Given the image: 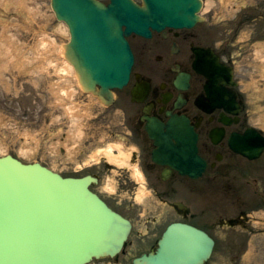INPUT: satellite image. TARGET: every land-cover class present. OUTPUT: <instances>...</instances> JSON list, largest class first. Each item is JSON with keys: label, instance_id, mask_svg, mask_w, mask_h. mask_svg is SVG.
<instances>
[{"label": "rangeland", "instance_id": "obj_1", "mask_svg": "<svg viewBox=\"0 0 264 264\" xmlns=\"http://www.w3.org/2000/svg\"><path fill=\"white\" fill-rule=\"evenodd\" d=\"M225 1L229 3L226 6ZM23 2H33V6L43 13L33 25L28 7L20 0H0V67L6 64L9 67L0 75V155L12 153L24 161L38 160L60 172L74 174V168L83 161H89L96 148L107 147L105 144L111 140L108 137L111 132L115 135L116 107L106 109L99 103H92L79 90L72 98H57L45 76L31 70V67L19 70L20 63L32 56L31 50L38 39L32 27L41 32L43 22L49 21L47 32L50 38L56 40L53 51L57 56L61 44L67 39L62 24L52 17L50 0ZM204 2L211 3L205 13V21L194 29L198 33L197 38L199 41L215 43L225 58L235 63L241 77L248 78L243 88L248 94L249 122L264 130V0ZM12 33V40L21 43L20 49L10 46L8 38ZM11 54L15 58L11 59ZM21 55L25 56L18 60ZM242 72L249 73L250 76ZM71 101L79 105L89 102L90 107L80 105L83 116L73 117L67 109ZM85 109H88L87 113H84ZM80 128L84 129V135L77 136ZM70 145L76 146L71 152L67 150ZM262 161L264 163V156L251 165L257 168ZM95 172L101 176H106L107 173L104 167L96 168ZM238 180L237 189L240 187ZM257 182L258 185L253 182L242 185L239 192L249 198L250 207L261 208L252 213L255 217L248 224L249 229L253 227V230L264 231V226H257L259 223L264 225V176ZM126 189V185L121 183L116 194L105 195L115 208L128 216H135L127 207ZM257 190L259 194L255 192ZM137 221L141 225L138 219ZM211 230L218 242L208 264H264V234L261 237L259 232L249 235L246 231H237L229 234V239L232 238V243L229 244L230 242L223 240L224 233L219 227ZM245 240L249 245L244 246ZM138 241L140 242L134 248V253L144 249L148 238Z\"/></svg>", "mask_w": 264, "mask_h": 264}, {"label": "water", "instance_id": "obj_2", "mask_svg": "<svg viewBox=\"0 0 264 264\" xmlns=\"http://www.w3.org/2000/svg\"><path fill=\"white\" fill-rule=\"evenodd\" d=\"M112 1L107 9L92 4L99 3L96 0L54 1L59 11L67 7L60 17L72 23L71 60L102 85L107 84L86 63L92 57L101 58L100 38L114 28H108L99 10L111 11L119 20L113 19L114 24L126 18L120 11L124 0ZM147 19L153 20L151 14ZM114 73L118 78L117 70ZM86 180L64 178L39 163L1 157L0 264H83L94 255L120 250L130 223L92 193ZM160 244L157 254L141 259L147 264H201L212 241L194 228L177 224L167 230ZM141 259L135 264H145Z\"/></svg>", "mask_w": 264, "mask_h": 264}, {"label": "bare ground", "instance_id": "obj_3", "mask_svg": "<svg viewBox=\"0 0 264 264\" xmlns=\"http://www.w3.org/2000/svg\"><path fill=\"white\" fill-rule=\"evenodd\" d=\"M227 1L230 2V0ZM20 2L23 3L24 6L28 7V14L32 19V25L38 22L40 16H43V13L38 10V7L36 9L33 6V2L25 3L23 2V0H20ZM210 3L211 2H208L204 11L209 8ZM224 4L226 6L229 3L226 2ZM47 22H43L41 32H39L38 29L35 30L34 27H32V31L36 33L38 39L34 44L33 50H31L32 56L26 57V59H24V62L22 61L20 63L19 70H22V67H31V70H35L40 73L39 75H43L46 77V82H50L52 90H55L57 98H72L75 94H77L79 90L77 87L78 80L76 78L74 66L69 61L62 58V54L58 53V56L57 54H54L53 49L56 47V40L50 38L51 36L47 32ZM67 30L68 29H64V34H67ZM13 35L14 33L11 34V36ZM15 35L17 37L18 34L16 33ZM11 36H9L8 38L10 46L12 45L20 49L21 43L14 42V40H12V38L14 39V36ZM24 56L25 55H21L18 60H21V58ZM13 58H15V56H12L11 54V59ZM26 64H28V66ZM5 69H9L8 64L3 67H0V75H2ZM24 70H26V68ZM54 74L57 75V78H55ZM86 97L90 98L92 103H100V99L90 93H87ZM69 104L70 105H68L67 109L73 117L83 116L81 114L83 113L81 106L85 107L86 105L90 107L89 102H85L84 105L80 104L81 106L75 101H71ZM87 110L88 109H85L84 113H87ZM118 119L120 120V122H118L119 126L124 130L125 133H127L128 128L125 126V123L121 120L119 114ZM83 131L84 129L80 128L77 133V136H80L82 134L84 135ZM112 136L113 134L111 132L108 135V137H111V140H109L108 143L105 144L107 146L105 149H102L101 147L96 148L90 156V158H98L100 155H105V157L107 158L105 163L108 164V168H111L109 171H112V174H110L106 179L102 190L110 194L116 193L118 189V180L122 182L127 177H131L138 184L137 199L141 200L146 196H150L151 191L148 189V185L145 182V176L140 167L138 166L136 160H132L133 154L137 151V145L134 144L129 148L124 147L122 138L121 140H116V138H112ZM71 145L67 148V150H69L70 152L76 148V146L74 147ZM115 149L116 152L114 151Z\"/></svg>", "mask_w": 264, "mask_h": 264}, {"label": "flooded vegetation", "instance_id": "obj_4", "mask_svg": "<svg viewBox=\"0 0 264 264\" xmlns=\"http://www.w3.org/2000/svg\"><path fill=\"white\" fill-rule=\"evenodd\" d=\"M170 88L172 89V87H170ZM173 90L176 93V96H174L171 100H168V102H167V104L165 106L166 108L173 107L174 100L177 97L178 91L175 90V89H173ZM157 92H159V87L158 86L154 87L153 94H152V96H150L148 102L151 101L153 103V106H154L153 110L158 115H160L161 117L165 118L164 111H161V109H162V107L164 105L163 102L161 101L162 96L160 94L158 95ZM201 94H202V89L200 88V86L192 85L190 87L189 91L186 93L187 101L185 102V104H183L182 107H180L177 110V112L180 113V114H186L193 121L196 120V116H202L201 117V121L199 122V131L201 133H204L205 129L207 127H211L212 123H214V125H215L217 118H216V116H214V114H203L200 111V108L196 106L195 101L197 100V98ZM139 113H140V111L137 112V114H139Z\"/></svg>", "mask_w": 264, "mask_h": 264}]
</instances>
